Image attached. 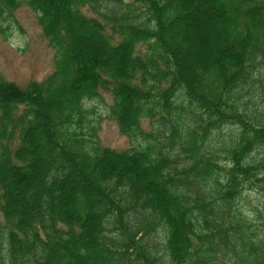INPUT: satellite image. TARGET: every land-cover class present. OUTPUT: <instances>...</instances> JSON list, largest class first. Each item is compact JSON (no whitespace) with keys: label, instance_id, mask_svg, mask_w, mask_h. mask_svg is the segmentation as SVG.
I'll return each instance as SVG.
<instances>
[{"label":"trees","instance_id":"16d2710c","mask_svg":"<svg viewBox=\"0 0 264 264\" xmlns=\"http://www.w3.org/2000/svg\"><path fill=\"white\" fill-rule=\"evenodd\" d=\"M23 5L55 68L0 74V264H264L242 204L264 198V0H0V19ZM103 91L129 149L99 142Z\"/></svg>","mask_w":264,"mask_h":264},{"label":"rangeland","instance_id":"374dc122","mask_svg":"<svg viewBox=\"0 0 264 264\" xmlns=\"http://www.w3.org/2000/svg\"><path fill=\"white\" fill-rule=\"evenodd\" d=\"M55 50L44 37L38 15L23 5L0 19V74L8 82L26 88L31 82L44 81L55 68ZM113 104L110 93L103 91L100 99L91 102L92 118L97 125V135L103 147L114 150L129 149L131 141L121 134L118 123L109 117ZM143 127L150 130V122ZM244 208L247 213L253 209H264V198L255 192L245 195ZM259 225V222L257 223Z\"/></svg>","mask_w":264,"mask_h":264}]
</instances>
